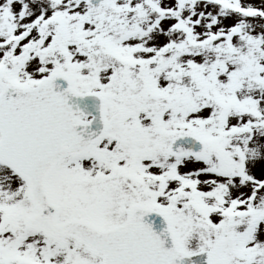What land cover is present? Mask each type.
<instances>
[{
  "label": "snow or ice",
  "instance_id": "6c2138e0",
  "mask_svg": "<svg viewBox=\"0 0 264 264\" xmlns=\"http://www.w3.org/2000/svg\"><path fill=\"white\" fill-rule=\"evenodd\" d=\"M0 264H264V0H0Z\"/></svg>",
  "mask_w": 264,
  "mask_h": 264
}]
</instances>
